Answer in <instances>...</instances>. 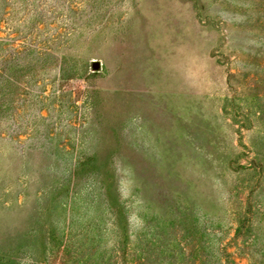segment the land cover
Wrapping results in <instances>:
<instances>
[{"label": "rangeland", "instance_id": "1", "mask_svg": "<svg viewBox=\"0 0 264 264\" xmlns=\"http://www.w3.org/2000/svg\"><path fill=\"white\" fill-rule=\"evenodd\" d=\"M0 264H264V0H0Z\"/></svg>", "mask_w": 264, "mask_h": 264}, {"label": "water", "instance_id": "2", "mask_svg": "<svg viewBox=\"0 0 264 264\" xmlns=\"http://www.w3.org/2000/svg\"><path fill=\"white\" fill-rule=\"evenodd\" d=\"M93 68L94 69H99L100 68V63L98 61L93 62Z\"/></svg>", "mask_w": 264, "mask_h": 264}]
</instances>
